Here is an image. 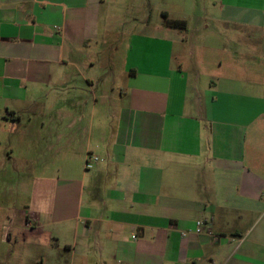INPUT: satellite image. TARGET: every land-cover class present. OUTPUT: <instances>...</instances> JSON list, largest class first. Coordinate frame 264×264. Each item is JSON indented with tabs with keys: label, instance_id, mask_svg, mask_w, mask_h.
Returning <instances> with one entry per match:
<instances>
[{
	"label": "crops",
	"instance_id": "obj_1",
	"mask_svg": "<svg viewBox=\"0 0 264 264\" xmlns=\"http://www.w3.org/2000/svg\"><path fill=\"white\" fill-rule=\"evenodd\" d=\"M187 8L0 0V264H264V0L205 22L199 52Z\"/></svg>",
	"mask_w": 264,
	"mask_h": 264
},
{
	"label": "rangeland",
	"instance_id": "obj_2",
	"mask_svg": "<svg viewBox=\"0 0 264 264\" xmlns=\"http://www.w3.org/2000/svg\"><path fill=\"white\" fill-rule=\"evenodd\" d=\"M188 2V8L187 11L183 14L184 17H186L190 23V29L188 36V46L187 51H200V46L203 44L207 39H209V36L205 37V30L203 28V24L207 22V24L210 26L209 31H213L215 27L216 20H219L221 17H226L229 15V7L234 5H239V7H245L247 5L248 0H187ZM129 4V1L127 2ZM130 6V5H129ZM222 10V12H221ZM242 9H239V11H242ZM241 13V12H240ZM200 44V45H199ZM81 95L80 97H82ZM27 115H25V123L23 127H26L27 125ZM11 129V125L9 126V130ZM13 139L5 140L4 142L11 145L13 144L16 146L17 144V135H13ZM19 152V151H16ZM46 155L49 156V159L51 158V153H46ZM24 157L25 154L22 152L18 153L17 157ZM37 157V156H36ZM33 156V158H36ZM51 172L46 173L45 175L48 176H57L58 172L55 169L54 165H51L49 168ZM2 173L0 172V177ZM22 173H15L14 174V182H15V190H14V197H12L13 201L11 200V197H9V208L14 206V212L13 215L14 221L12 223V227L15 229V233H17V230L20 231V228H22L23 221L25 220V213L27 212L26 207L28 205V199L26 195L20 192V189L18 188V184L21 179H23ZM36 175H43L41 173H38ZM1 187V186H0ZM4 189L2 187L0 188V202L4 199V193L2 194ZM5 202V201H4ZM7 202V201H6ZM5 202V203H6ZM25 222V221H24ZM9 226V225H8ZM252 234L249 236V240L254 238V235H258L259 238H264V217H261L257 222H255V225L252 229ZM19 238L20 244L23 242Z\"/></svg>",
	"mask_w": 264,
	"mask_h": 264
},
{
	"label": "built area",
	"instance_id": "obj_3",
	"mask_svg": "<svg viewBox=\"0 0 264 264\" xmlns=\"http://www.w3.org/2000/svg\"><path fill=\"white\" fill-rule=\"evenodd\" d=\"M105 158L99 157V156H95V155H89L88 156V164L89 163H101L104 162ZM24 230L26 232L31 231L34 228V222L28 218L25 220L24 222ZM204 222L202 221H197L194 225V228L190 231L191 233H195L197 235H200L204 232ZM4 229H6L8 231V227L5 226ZM210 234V232H208ZM188 235V233H183V237H186Z\"/></svg>",
	"mask_w": 264,
	"mask_h": 264
},
{
	"label": "trees",
	"instance_id": "obj_4",
	"mask_svg": "<svg viewBox=\"0 0 264 264\" xmlns=\"http://www.w3.org/2000/svg\"><path fill=\"white\" fill-rule=\"evenodd\" d=\"M169 25L179 30H186V22L182 20H174L169 22Z\"/></svg>",
	"mask_w": 264,
	"mask_h": 264
}]
</instances>
